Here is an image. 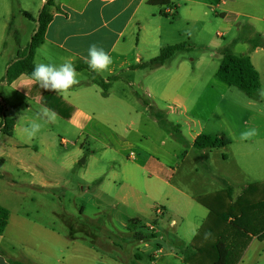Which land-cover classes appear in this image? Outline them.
<instances>
[{"label":"rangeland","instance_id":"374dc122","mask_svg":"<svg viewBox=\"0 0 264 264\" xmlns=\"http://www.w3.org/2000/svg\"><path fill=\"white\" fill-rule=\"evenodd\" d=\"M45 4L0 0V203L52 225L55 232L68 233L71 242L84 240L87 252L97 246L104 253L100 244L113 240L119 247L113 255L140 253L142 264H152L153 257L160 259L159 264H184L182 258L192 251L198 256V247L209 245L213 220L209 206L232 208L227 195L219 194L215 200L212 193L223 186L211 179L214 173L229 175L233 200L253 188L261 194L264 188V51L255 56L261 89L250 98L215 74L225 48L240 55L250 52L252 44L244 40L246 35L235 44L233 33L218 37L222 27L202 15L190 33L177 34L188 49L175 53L157 76L147 68L139 72V83L130 86L105 72L76 70L78 82L68 90L46 91L26 74L8 76L9 67L28 51ZM146 39L139 49L149 61L162 47H153L151 38ZM46 53L51 51L38 48L33 64L48 63L42 59ZM54 56L51 64H61V55ZM179 65L188 67L179 99H160L162 87ZM96 79L109 83L107 95L92 83ZM68 102L79 110L73 112ZM43 108L55 113L54 122L41 119ZM5 119L14 122L10 134ZM33 122L41 128L29 137L24 128ZM250 129L256 135L241 139V133ZM196 133L224 136L230 146L211 153L196 149L192 139ZM242 148L248 155H241ZM222 156L230 159L215 164L214 158ZM249 200L259 197L249 195ZM159 208L164 215L156 214ZM151 225L159 228L160 245L155 238L145 241L150 245L145 252L135 235L139 230L153 233ZM263 231L249 234L245 250L253 236L258 239L233 264H264ZM177 237L185 243L179 244Z\"/></svg>","mask_w":264,"mask_h":264},{"label":"crops","instance_id":"0c3cea01","mask_svg":"<svg viewBox=\"0 0 264 264\" xmlns=\"http://www.w3.org/2000/svg\"><path fill=\"white\" fill-rule=\"evenodd\" d=\"M150 1L60 0L56 2L50 10L52 19L46 29L45 40L39 47H45L51 53L44 54L42 59L51 63L57 59L54 54H60L61 64L71 63L74 66L73 63H78V65L87 63L88 48L91 44H96L112 58L108 69L98 72H105L108 76L116 77V81L124 80L130 86H134L139 83L136 81L139 72H144L147 69H133V67L148 61L143 60L139 49L147 41L146 36L151 38L150 43L153 47L163 48L178 44L181 42H179L177 34L183 36L184 32L182 33V31L190 33L199 16L209 15V23L222 27L223 32H217L218 37L223 38L225 34L233 33L237 37L232 40V44H235L241 39L239 37L246 35L247 38L244 40L250 42L252 47L250 52L240 55L249 56L258 70L255 56L264 51V0H167V5L151 4ZM173 17L177 19L172 22L170 18ZM253 40L256 41L253 43ZM166 63L160 67L152 68L151 72L157 76L164 70ZM187 69V66L179 65L176 70L170 73L162 87L160 99H179V90L186 86L183 75L187 74ZM140 84L143 85L144 82L140 81ZM145 87L149 89V86ZM67 104L74 110L73 112L79 110L75 104L70 102ZM198 135L199 133H196L192 136L193 142ZM242 149L244 150L241 155H248L246 149ZM212 150L214 149H209V152L211 153ZM231 153L237 171H240L236 152L232 151ZM148 159L150 163L159 164L155 159ZM222 159L226 161L230 157L222 156L221 159L215 157V164L220 165L219 162ZM211 179L214 182L219 181L223 186L212 193L215 195V199H218L220 195L228 196L233 193L228 174L214 173ZM13 184L14 182H11V185ZM0 205L10 212L8 224L0 236V264H13L16 261L23 264L143 263L140 253H131L123 255V257L113 255L115 248H119L113 240L100 244L101 247H104V253L100 252L97 246L87 252L84 240L78 239L71 242L68 233L55 232L52 225L32 219L29 214L21 215L11 210L7 204L0 203ZM214 209L222 211V209ZM210 224L212 223H209V227L214 229V225ZM136 225L142 226L140 221ZM217 233L209 235V242H215L219 238ZM153 234L155 235V244L160 245L156 239V235H159L157 226ZM159 238L163 239L161 235ZM254 239H258V237H252L243 255L247 254ZM177 242L183 244L185 240L177 237ZM139 243L145 252L149 250L148 242L139 240ZM75 244L77 247H74ZM159 260L157 257H153L152 264H159ZM182 261L184 264H191L183 258Z\"/></svg>","mask_w":264,"mask_h":264},{"label":"trees","instance_id":"16d2710c","mask_svg":"<svg viewBox=\"0 0 264 264\" xmlns=\"http://www.w3.org/2000/svg\"><path fill=\"white\" fill-rule=\"evenodd\" d=\"M46 1V4L39 13L37 19L38 26L32 36L28 51L24 54V57L17 59L8 69V76L10 78L17 79L22 74H30L34 67L33 61L36 50L44 42L46 29L52 19L50 8L60 0ZM150 3L167 5L168 1L151 0ZM27 16L32 18L29 14H27ZM186 49H188V47L182 43L163 47L157 57L139 64L133 67V69L160 67L169 61L175 53ZM75 69L89 70L90 68L87 63H81L77 65ZM215 77L222 83L239 89L250 98H256L261 89L260 73L253 65L250 57L236 55L230 48H225L222 51V60ZM111 78L114 79L116 77ZM92 83L103 87L105 89L104 95H107L106 89L109 86L108 82L102 79H96ZM13 126V120L8 121L5 119L4 127L7 133H11ZM229 144L230 142L224 136L209 134H199L193 142V146L199 150L218 149L226 147ZM2 165L3 161L0 160V169ZM253 189V191L246 192V194L243 193V195L234 200L231 198V195H228L233 202V204H231L232 208L229 210L216 211L214 207L209 206L210 215L213 217L211 223L218 233L215 231V228L213 229L211 226L209 227V232L214 231L219 235V238L215 242H209V245L203 243L198 247L199 255L197 256V253L192 251L185 259L186 262L191 264H233L232 260L244 252L249 234H253L256 230H264V188L261 194L256 193L257 188ZM249 195H251V197L258 196L259 200L251 202L249 200ZM9 216V210L0 205V236L3 234L8 224ZM132 222L136 224L138 221L133 220ZM135 236L137 240L144 241L155 238L153 233L144 234L142 231L137 232ZM262 237L264 238V233ZM13 264L23 263L16 261Z\"/></svg>","mask_w":264,"mask_h":264},{"label":"clouds","instance_id":"9594fccd","mask_svg":"<svg viewBox=\"0 0 264 264\" xmlns=\"http://www.w3.org/2000/svg\"><path fill=\"white\" fill-rule=\"evenodd\" d=\"M87 64L93 71H105L112 63L111 56L96 44H91L88 48L86 57ZM28 79L35 81L42 89L46 91H55L63 93L72 85L76 84L77 72L71 63H62L59 65L51 63L35 64L31 73L26 74ZM264 95V91L261 92ZM41 119L47 117L48 122H54L55 113L49 109H41ZM41 128V124L33 122L30 126L24 128V132L29 137L35 136ZM256 135L255 129L246 130L241 133V139H248Z\"/></svg>","mask_w":264,"mask_h":264},{"label":"built area","instance_id":"2783aa9c","mask_svg":"<svg viewBox=\"0 0 264 264\" xmlns=\"http://www.w3.org/2000/svg\"><path fill=\"white\" fill-rule=\"evenodd\" d=\"M164 212H165V211H164L163 209H161V208H159V209L156 210V214H157V215H164ZM148 228H149L150 231H154V230H155V227L152 226V225L149 226Z\"/></svg>","mask_w":264,"mask_h":264}]
</instances>
